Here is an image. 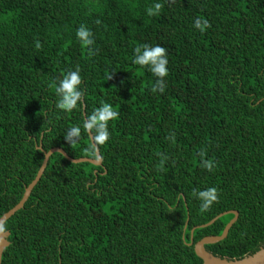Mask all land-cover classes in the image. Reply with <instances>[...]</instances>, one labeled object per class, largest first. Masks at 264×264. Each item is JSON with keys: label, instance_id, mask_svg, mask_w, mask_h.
Wrapping results in <instances>:
<instances>
[{"label": "trees", "instance_id": "1", "mask_svg": "<svg viewBox=\"0 0 264 264\" xmlns=\"http://www.w3.org/2000/svg\"><path fill=\"white\" fill-rule=\"evenodd\" d=\"M198 18L211 27L201 33ZM82 24L95 55L77 38ZM142 44L167 49L163 92L133 62ZM77 67L85 95L69 113L49 85ZM102 102L119 117L101 163L50 155L3 223L1 264H202L193 244L233 214L191 230L225 211L237 220L207 251L232 260L264 245V0H0V217L50 148L95 159L88 134L74 147L65 134ZM210 187L219 202L201 214L192 192Z\"/></svg>", "mask_w": 264, "mask_h": 264}, {"label": "clouds", "instance_id": "2", "mask_svg": "<svg viewBox=\"0 0 264 264\" xmlns=\"http://www.w3.org/2000/svg\"><path fill=\"white\" fill-rule=\"evenodd\" d=\"M163 8V4L155 3L153 7L147 9L149 16H157L160 14ZM100 23L99 20L96 21ZM194 26L203 33L206 29L211 27V24L206 19H196ZM77 38L81 42L82 46L88 48L89 55H95V52L90 47L94 44L93 33L85 25H80L76 32ZM36 47L39 49L41 45L37 42ZM135 59L134 63L140 68H147L153 76L157 77L155 84L152 86V91L163 92L165 90L164 78L168 75L169 69L167 59V49L165 47L149 46L147 44L138 45L134 49ZM108 76V79H111ZM82 78L80 75L79 67L75 71H68L63 75V78L59 81L58 85L53 83L50 87L55 88V93L58 96L56 108L65 112H72L78 107V104L82 102L84 98V92L81 89ZM119 113L114 110L111 104L102 102L100 107L95 110L83 121L81 126L71 127L65 134V140L72 146H76L79 142L82 130L83 133L88 134L91 139V143L88 145L86 151L89 156L94 157L97 161L101 159L99 155V147L106 144L110 139V133L108 130L109 121L118 119ZM174 139V136H173ZM158 155H162L159 154ZM200 156H206V150L200 151ZM167 157H163L160 161L161 166L164 164ZM202 167L209 171L214 170L213 161L208 159L202 160ZM192 195L201 201L200 213L203 214L209 211L212 204L219 202L218 190L215 187L207 188L200 191L193 189ZM6 232V226L0 223V233Z\"/></svg>", "mask_w": 264, "mask_h": 264}, {"label": "water", "instance_id": "3", "mask_svg": "<svg viewBox=\"0 0 264 264\" xmlns=\"http://www.w3.org/2000/svg\"><path fill=\"white\" fill-rule=\"evenodd\" d=\"M54 152H59L63 156H65L68 160L72 162H84V161H89L92 164L99 165L101 163V159L97 161L96 159H90L86 157H81V158H72L70 157L62 148L60 147H53L50 148L48 151L44 153V158L42 161L41 166L39 167L35 177L33 180L25 187L24 193L22 195V198L20 201L14 205L12 208H10L7 212H5L1 217H0V223H4L9 217H11L17 210L21 209L29 197L32 188L34 185L37 183V181L40 179L46 165L47 161L50 157V155ZM100 155V154H99ZM101 157V156H100ZM227 213H232L233 217L230 219V221L225 225L222 233L220 235H207L201 238L200 240L196 241L193 244V249L195 254L202 260V264H264V245L260 247L255 253L251 255H246L242 257L241 259H232L229 260L227 258H220L218 256H214L212 253L207 251L205 249L206 244H212L216 243L222 239H224L227 236V233L232 226V224L237 220L238 217V212L237 211H225L217 216H215L212 220H210L206 224L198 225L193 227L191 232L197 228V227H206L213 223L217 218L227 214ZM9 232L6 231L5 233H0V264H1V256L3 249L9 244L7 240ZM191 244V243H189Z\"/></svg>", "mask_w": 264, "mask_h": 264}]
</instances>
